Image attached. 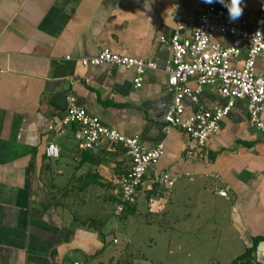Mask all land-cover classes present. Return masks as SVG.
Here are the masks:
<instances>
[{
  "label": "crops",
  "instance_id": "crops-1",
  "mask_svg": "<svg viewBox=\"0 0 264 264\" xmlns=\"http://www.w3.org/2000/svg\"><path fill=\"white\" fill-rule=\"evenodd\" d=\"M209 5L227 10L203 0H0V264L119 260L105 238L106 221L83 219L64 195L109 187L111 198H118L120 176L131 161L109 143L91 154L64 146L55 124L67 114L70 94L121 133L138 135L148 146L164 144L155 168L180 175L167 199L173 196L189 210L182 228L174 224L178 232L215 221L213 227L224 226L220 238L228 244L222 248L233 259L254 237L264 236V134L251 125L247 100H236L220 131L208 139L206 158L187 159L195 141L183 130L164 127L175 91L166 72L172 52L160 37L175 32V12L196 16ZM241 6V17L253 27L264 0H242ZM104 48L154 61L157 68L137 87L134 67L82 64ZM244 56L234 64L240 66ZM256 72L264 77V57L256 61ZM200 101L211 108L226 103L211 85L203 87ZM185 107L191 113L196 105L186 98ZM66 135L72 137L71 129ZM51 139L62 148L53 160L45 154ZM142 191L153 205L152 196L167 194L162 185ZM190 257L188 252L186 264ZM237 264H264V240Z\"/></svg>",
  "mask_w": 264,
  "mask_h": 264
},
{
  "label": "built area",
  "instance_id": "built-area-1",
  "mask_svg": "<svg viewBox=\"0 0 264 264\" xmlns=\"http://www.w3.org/2000/svg\"><path fill=\"white\" fill-rule=\"evenodd\" d=\"M176 30L171 37L160 39L172 52L166 72L169 85L174 89V103L165 116V130L177 128L185 131L195 141V149L186 151L187 159L195 155L206 158L208 139L218 133L223 119L230 113L236 100L246 99L249 121L264 134V77L256 72V61L264 57V6L253 27L240 17L230 22L228 10L209 5L196 16L175 12ZM228 39V40H227ZM245 54L240 66L234 62ZM70 58V57H68ZM84 66L111 64L134 67L135 85L141 86L143 75L157 64L129 55H121L104 48L97 55L81 59ZM194 82L195 86H191ZM205 85L213 86L226 99L222 107L211 108L200 101ZM191 99L196 108L187 113L185 99ZM67 114L55 124L59 136L71 129L72 137L80 151L97 150L105 144L117 143L126 148L130 166L120 176L116 214H121L125 204L134 203L138 192L154 185L173 186L180 175L162 172L155 168L164 153L162 142L148 146L138 135H125L116 127L106 124L99 116L79 105L76 96H68ZM61 146L51 139L45 147L50 158H59ZM220 194L227 196V190ZM75 264H80L76 262Z\"/></svg>",
  "mask_w": 264,
  "mask_h": 264
},
{
  "label": "rangeland",
  "instance_id": "rangeland-1",
  "mask_svg": "<svg viewBox=\"0 0 264 264\" xmlns=\"http://www.w3.org/2000/svg\"><path fill=\"white\" fill-rule=\"evenodd\" d=\"M61 142L68 150H77L73 137L63 135ZM99 156L106 157L105 154ZM162 187L167 191L165 197H151L157 204L153 205L154 201L148 202L146 192L142 191L138 194L137 201L126 203L119 215L115 212L118 198H111L113 190L109 187L90 188L84 193L72 189L73 193L68 192L64 196L72 201L70 207H74L73 212L80 214L83 219L106 221L105 238L109 248L117 252L119 259L115 264L117 261L118 264H186L188 252L191 253V264H230L233 255L225 252L222 246L228 243H223L220 238L226 235L222 229L224 226L220 227L221 231L218 226L213 227L215 221L208 224V221H195V226L188 227L189 230L193 229L191 233L178 232L174 224L178 222L179 229L182 228L184 222L188 221L186 215L189 210L184 209L181 200L173 196L170 200L167 199L170 196L168 188L172 186ZM131 204H136L135 212L128 209ZM212 235L216 236L215 240L211 238Z\"/></svg>",
  "mask_w": 264,
  "mask_h": 264
},
{
  "label": "clouds",
  "instance_id": "clouds-1",
  "mask_svg": "<svg viewBox=\"0 0 264 264\" xmlns=\"http://www.w3.org/2000/svg\"><path fill=\"white\" fill-rule=\"evenodd\" d=\"M206 4L219 2L227 8L230 22H235L243 15L242 0H203Z\"/></svg>",
  "mask_w": 264,
  "mask_h": 264
},
{
  "label": "trees",
  "instance_id": "trees-1",
  "mask_svg": "<svg viewBox=\"0 0 264 264\" xmlns=\"http://www.w3.org/2000/svg\"><path fill=\"white\" fill-rule=\"evenodd\" d=\"M112 145L118 149H120L121 152L126 153V148L121 145V144H117V143H112ZM92 150H88V151H82L84 153H88L91 154ZM135 205H129L128 209L132 210L133 212L135 211ZM90 221H98V219H91ZM264 240V236H258V237H254V241H253V245L248 248L244 253H242L241 255L237 256L236 258L233 259V261L230 264H237L240 260L245 259L247 257H250L252 255L253 250L257 247L258 243Z\"/></svg>",
  "mask_w": 264,
  "mask_h": 264
}]
</instances>
